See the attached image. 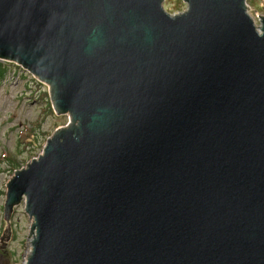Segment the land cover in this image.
<instances>
[{
    "label": "water",
    "instance_id": "1",
    "mask_svg": "<svg viewBox=\"0 0 264 264\" xmlns=\"http://www.w3.org/2000/svg\"><path fill=\"white\" fill-rule=\"evenodd\" d=\"M164 1L0 0V59L69 115L7 181L24 264H264V14Z\"/></svg>",
    "mask_w": 264,
    "mask_h": 264
},
{
    "label": "rangeland",
    "instance_id": "2",
    "mask_svg": "<svg viewBox=\"0 0 264 264\" xmlns=\"http://www.w3.org/2000/svg\"><path fill=\"white\" fill-rule=\"evenodd\" d=\"M249 10L260 22L264 0H248ZM167 10L186 8L184 0H165ZM4 60V59H3ZM10 62V69L0 83V234L9 226L4 216L7 181L17 168L25 166L42 152L47 138L69 121V115L57 113L52 105L47 83L21 65ZM10 223L9 246L16 264H24L30 249L31 218L24 202L15 207Z\"/></svg>",
    "mask_w": 264,
    "mask_h": 264
},
{
    "label": "flooded vegetation",
    "instance_id": "3",
    "mask_svg": "<svg viewBox=\"0 0 264 264\" xmlns=\"http://www.w3.org/2000/svg\"><path fill=\"white\" fill-rule=\"evenodd\" d=\"M178 11H181V10H178ZM178 11H175V12H178ZM3 234L2 233L0 234V244L2 243V239L4 238ZM5 242H7V246L0 247V252L3 253V254H7V255H5V257L11 259L10 260L11 264H16L17 261L12 256L13 251H12V249L9 246V241H7V238H5Z\"/></svg>",
    "mask_w": 264,
    "mask_h": 264
},
{
    "label": "trees",
    "instance_id": "4",
    "mask_svg": "<svg viewBox=\"0 0 264 264\" xmlns=\"http://www.w3.org/2000/svg\"><path fill=\"white\" fill-rule=\"evenodd\" d=\"M10 64L7 60L0 59V83L5 79L10 69Z\"/></svg>",
    "mask_w": 264,
    "mask_h": 264
},
{
    "label": "bare ground",
    "instance_id": "5",
    "mask_svg": "<svg viewBox=\"0 0 264 264\" xmlns=\"http://www.w3.org/2000/svg\"><path fill=\"white\" fill-rule=\"evenodd\" d=\"M13 63V62H12Z\"/></svg>",
    "mask_w": 264,
    "mask_h": 264
}]
</instances>
